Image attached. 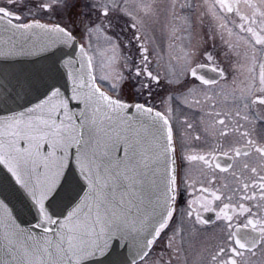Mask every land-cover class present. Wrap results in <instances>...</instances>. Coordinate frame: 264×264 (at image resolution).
I'll return each mask as SVG.
<instances>
[{
  "label": "snow or ice",
  "instance_id": "snow-or-ice-1",
  "mask_svg": "<svg viewBox=\"0 0 264 264\" xmlns=\"http://www.w3.org/2000/svg\"><path fill=\"white\" fill-rule=\"evenodd\" d=\"M216 2L232 11L238 0ZM9 4L7 9L0 7V166L6 170V182L0 183V264H89L110 249L109 240L126 239V229L136 225L125 197L139 196L141 159L148 148L157 157L175 152L176 129L169 115L146 105L135 107L142 114H154L159 125L144 120L135 129L115 126L113 116L101 111V100L116 115L121 111L129 115L132 106L98 86L93 57L85 43L76 42L77 34L68 24L50 22L51 17L46 22L37 15V9L44 13L70 9L71 0H39L35 8L26 7L24 0H9ZM96 6L107 17L115 4L96 0ZM86 32L89 45L94 37L110 39L100 23L89 25ZM140 47L146 60L147 49ZM64 48L68 51L57 56ZM111 50L115 52L114 47ZM22 59L48 63L23 71L13 66ZM140 72L138 68L136 74ZM260 83L262 94L253 96L251 104L264 106V76ZM208 115L214 117L209 125L212 134L220 139L214 150L194 159L213 175L208 185L198 189L204 194L194 204L200 211L194 215L189 208L185 215L207 228L209 220L202 218L201 210L214 212L218 223L213 227L223 230L224 240L212 254L211 264H254L256 251L264 254V117L249 122L239 110L235 112L239 120L219 110ZM187 127L191 130L192 125ZM233 134L238 139L225 147ZM200 138L199 133L193 137ZM167 199L168 211L153 229L157 240L176 216L175 195ZM13 201L21 212L33 215L35 223L22 222ZM118 232L123 235L117 237ZM149 244L155 247L152 240L144 247ZM148 254L150 249L141 258L147 259Z\"/></svg>",
  "mask_w": 264,
  "mask_h": 264
},
{
  "label": "flooded vegetation",
  "instance_id": "flooded-vegetation-1",
  "mask_svg": "<svg viewBox=\"0 0 264 264\" xmlns=\"http://www.w3.org/2000/svg\"><path fill=\"white\" fill-rule=\"evenodd\" d=\"M33 1L35 2L28 1L25 6L35 8L39 0ZM129 1L114 0L115 6L109 7V12L117 16L114 15L115 18L119 19L120 14H123L131 21L126 25L129 29L119 35H111L103 27L110 39L94 37L92 43L87 45L85 42V46L93 57L95 74L100 72L105 75L114 66L117 81L111 83L102 79L108 92L123 100L139 102L169 115L176 129V216L167 230H162L163 234L159 239L154 240L155 247H150L147 259H141L135 264H211L212 254L224 240L223 230L213 227L218 223L214 212L204 213L201 210L202 218L209 220L207 228L198 227L194 220H189L185 215L189 208H192L194 215L196 211H200L199 206L194 204L197 200H203L204 194L198 189L202 184L208 185L209 178L213 175L212 170L194 157L197 154L207 155L215 149L220 139L213 136V130L209 127L214 119L208 115L209 112L219 110L231 113L233 120H239L235 116V112L239 110L248 116L249 122L264 117V106L251 104L253 96L262 94L260 81L264 76L263 28L251 21L249 14L240 11L237 3H233L232 11L227 12L215 0H211L216 14H224L227 19L222 22L214 19L206 26L196 19V15L189 19L191 15L182 11L183 4H163L154 8L150 3L129 4ZM78 2L79 0H71L72 7ZM0 7L9 8V0L5 4L0 3ZM72 7L60 8L53 13L37 9V15L46 22L51 17L50 22L68 24L81 41L88 37L85 27L83 29L78 22L81 18V4L78 8ZM76 9L78 15L73 14ZM14 11L23 9L14 8ZM67 11L68 19L61 20L62 12ZM142 14L147 18L140 17ZM152 21L158 23L163 35L155 36ZM141 45L147 49L146 60L142 56ZM113 47L115 52L111 50ZM105 56L115 59V63L109 67ZM138 68L141 69L139 75L136 74ZM145 68L148 71H143ZM195 68H201L196 71L198 76L191 74ZM131 81H134V86H129ZM113 84L117 87L114 88ZM245 104L248 105L247 109L244 108ZM168 109H171L170 113ZM240 122L248 126L247 122ZM188 124L192 125L191 130L188 129ZM198 133L200 140L193 139ZM236 139L238 137L233 134L229 141L224 142L225 147ZM221 160L223 162V158ZM252 162H257L255 155ZM228 179L231 181L230 176ZM252 259L254 264H264V254L259 250Z\"/></svg>",
  "mask_w": 264,
  "mask_h": 264
},
{
  "label": "water",
  "instance_id": "water-1",
  "mask_svg": "<svg viewBox=\"0 0 264 264\" xmlns=\"http://www.w3.org/2000/svg\"><path fill=\"white\" fill-rule=\"evenodd\" d=\"M227 9V8H226ZM77 43H79L76 40ZM68 51L67 48L62 49L60 52L56 53L57 56L62 55L63 52ZM48 63L46 59H22L13 65L16 69L23 71H29L38 67H41ZM201 68H195L192 70V75L198 76V72ZM63 85V79L60 80ZM68 89L65 86V92ZM19 89H13L12 95L16 96ZM104 92V91H103ZM105 93V92H104ZM70 94V93H69ZM108 95V94H107ZM110 96V95H109ZM112 97V96H111ZM122 102V101H121ZM75 103V102H73ZM131 105V113L125 115L123 111L119 115L110 112L106 106V102L99 101L101 111L112 115L116 124L115 126H120L124 124L131 129H135L140 126L141 122L144 120H155L157 125L160 121L152 116L142 114L136 109V103H125ZM15 106V105H11ZM74 111H76L74 109ZM108 121H106L107 123ZM119 155H123L121 151ZM173 160L175 162L174 153L168 151L162 156L157 157L155 150L148 148L143 158L141 159L142 168V180L143 183L137 186L136 191L139 196L125 197L126 206L131 210V217L135 218L137 223L134 227L129 226L126 229L127 238L120 239L115 238L109 240L111 245L110 249L105 248V254H97L90 261L89 264H133L141 259L142 253H147L151 245L144 247V243L148 240H155V235H153V229L160 225L161 220L164 218L165 213L168 211V196L175 195V182L173 183ZM175 171L176 165L174 163ZM175 181V174H174ZM6 182V170L0 166V183ZM121 190H118L117 195L119 197ZM13 206L17 209V215L20 220L24 223H35L33 220V215L27 214L26 212H21L20 205L13 201ZM26 226V224L24 225ZM162 230V229H160ZM123 233H116L119 237ZM135 242H139V247L135 246Z\"/></svg>",
  "mask_w": 264,
  "mask_h": 264
},
{
  "label": "rangeland",
  "instance_id": "rangeland-1",
  "mask_svg": "<svg viewBox=\"0 0 264 264\" xmlns=\"http://www.w3.org/2000/svg\"><path fill=\"white\" fill-rule=\"evenodd\" d=\"M28 1L35 2L33 0H24L25 5H28V3H29ZM255 1L259 4V6L261 8H264V0H255ZM6 2H7V0H0L1 4H5ZM144 3L145 4L146 3L153 4L155 6L154 8H159V5H163V4L165 6L168 4H171L174 6L175 3H178V5L183 4L182 5V11L187 13V15L188 14L191 15L189 17V19H193L192 16L196 15V19L201 20L203 22V25H206V26H208V24H210L212 22V20H214V19L219 20L220 22L224 21L223 19H227V17L224 14H222V15L216 14L217 12L214 11V9H213L214 6H212L213 2L211 0H186V2H184L183 0H130L129 1V4H141L142 5ZM80 4H81L82 12L79 15V17H81V18L79 19L78 22L81 23V25L83 26V29H84V27L86 29L89 25H93L95 23H100L103 27H105V29L109 30L108 33H111V35H116V34L119 35L121 33L126 32L127 29H129L126 25L128 23H131V21H129L123 14H120L119 19L115 18L114 17L115 14H113L112 12H109V15L107 17L102 16L99 8L96 6V0H82V1L79 0V2L76 3L72 8H78L80 6ZM84 6H87V8H85ZM238 8L241 11L248 12L249 11L248 8H250V6L248 4L245 5L244 1L241 0V2H239V4H238ZM85 12H86L87 16L85 15ZM160 13L161 12H159V14ZM67 14H68V11L62 12V16H60V17H62L61 20L68 19ZM73 14H75V15L79 14V12H77V9L75 10V12H73ZM159 14H158V17H159ZM87 17H88V19H87ZM140 17H144V19L147 18V16L145 14L140 15ZM194 21H196V20L194 19ZM145 24H147V26H148L147 21L145 22ZM152 27L156 31V33H155L156 37L163 35L159 31V27H158L157 22L152 21ZM214 32H216V31H214ZM87 38L88 37H85L81 41L83 43L86 42V44L89 45L88 42L85 41ZM92 41L93 40H91L90 42L92 43ZM97 52H99L98 49H97ZM105 58H106L105 61L107 64H109V63L114 64L115 63V59L111 60L110 56L109 57L105 56ZM113 70H114V66L110 67L108 73L105 75H101V73L98 72V74H97L99 76V77H97L98 84L100 85V83H101V80L99 78H101L102 76H106V75L109 76V78L106 79L108 82L114 83L115 81H117L116 80L117 76L114 74ZM130 83H131V85L129 84V86H132V85L134 86V81H131ZM224 83H226V82L224 81ZM102 85L105 86L106 88H108L106 83L103 82ZM133 89H134V87H133Z\"/></svg>",
  "mask_w": 264,
  "mask_h": 264
},
{
  "label": "trees",
  "instance_id": "trees-1",
  "mask_svg": "<svg viewBox=\"0 0 264 264\" xmlns=\"http://www.w3.org/2000/svg\"><path fill=\"white\" fill-rule=\"evenodd\" d=\"M246 1L252 9L251 15L248 16L251 21L255 22L257 26L262 27V35H264V9H261L257 6V4L253 0H244ZM257 29L261 30L259 27Z\"/></svg>",
  "mask_w": 264,
  "mask_h": 264
},
{
  "label": "bare ground",
  "instance_id": "bare-ground-1",
  "mask_svg": "<svg viewBox=\"0 0 264 264\" xmlns=\"http://www.w3.org/2000/svg\"><path fill=\"white\" fill-rule=\"evenodd\" d=\"M115 97H116V96H115ZM123 102L128 103V102H126V101H123Z\"/></svg>",
  "mask_w": 264,
  "mask_h": 264
}]
</instances>
